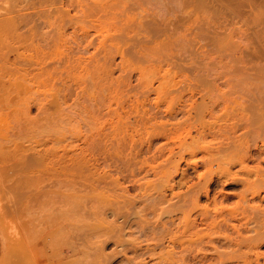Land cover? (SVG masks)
<instances>
[{
    "label": "rangeland",
    "instance_id": "obj_1",
    "mask_svg": "<svg viewBox=\"0 0 264 264\" xmlns=\"http://www.w3.org/2000/svg\"><path fill=\"white\" fill-rule=\"evenodd\" d=\"M86 147L106 155L98 171L26 168L31 156L76 158ZM256 156L264 157V0H0V264H155L152 246H169L164 230L198 197L213 207L218 188L230 192L216 203L240 213L241 196L253 206L264 198ZM198 179L202 191L192 189ZM180 192L196 196L182 199L192 203L186 212Z\"/></svg>",
    "mask_w": 264,
    "mask_h": 264
},
{
    "label": "bare ground",
    "instance_id": "obj_2",
    "mask_svg": "<svg viewBox=\"0 0 264 264\" xmlns=\"http://www.w3.org/2000/svg\"><path fill=\"white\" fill-rule=\"evenodd\" d=\"M72 55H70V57H71ZM73 56H74V54H73ZM69 57V56H68ZM74 58H76V56L74 57ZM79 58V57H78ZM69 63V62H68ZM68 63L66 62L65 64L66 65H68ZM71 63H72V61H71ZM70 63V64H71ZM74 63H77V62H74ZM65 65V66H66ZM64 66V67H65ZM72 65H68V67H71ZM73 67V66H72ZM228 135V134H227ZM230 135H228V138H227V136H226V140L228 139V140H230V137H229ZM226 147H228L229 148V145L228 146H226ZM236 148L238 147V146H235ZM233 148V151L236 149V148ZM239 147H241L240 148V150H238L237 151V149H239V148H237L236 150H235V152H239V151H241V149L245 152L244 153V155H246L247 156V154L246 153H248L249 151H248V148H245L244 147V149H246L247 150V152L243 149V147L242 146H239ZM149 148V147H148ZM85 149V148H84ZM81 150V152H80V156L79 155H77V154H74V156L76 155V158L75 157H72V156H70V154H68L67 155V153L64 155V153H61V154H58V156L57 157H55V155L54 156H52V157H45V156H41L40 157V159H39V157L37 158V159H32L33 158V156H31V157H29V158H31L32 160H30L29 158H27L28 160H27V162H28V164H27V166H26V168H28V166L30 165H34L35 166V168H39V170L41 171H43V170H47V169H52L53 171L54 170H56V172H57V170L59 171V174H60V172H65V171H75V172H77L78 174H80L79 172H81V174L83 175V173L87 170V171H89V169H90V171H98V169H97V166L99 167V164L98 165H96V163H100V162H98L97 160H98V158L99 157H102V156H100V153H99V156L97 157L96 155L98 154V152L96 153V151H95V149H94V147H86V149L85 150H82V148L80 149ZM73 154V153H72ZM71 154V155H72ZM250 153H248V155H249ZM252 154V153H251ZM66 156H69L68 158L66 157ZM96 156V157H95ZM250 156V155H249ZM263 156V155H262ZM104 158L106 157V155L105 156H103ZM103 157H102V159H103ZM252 157V156H251ZM250 157V158H251ZM257 157V158H256ZM256 157H253V158H255V159H258L257 161H259V162H263L264 163V161H261V159H264V157H259V156H256ZM259 157V158H258ZM107 158H109V157H107ZM106 158V159H107ZM247 158V157H246ZM245 158V156H244V158H243V160L242 161H245L244 159H246ZM261 158V159H260ZM100 161V160H99ZM109 161H111V159L109 158ZM69 162V163H68ZM75 162V163H74ZM105 164H112V162L111 163H107L108 162V160L106 161L105 160ZM259 162H258V165H259ZM72 165V167L70 166V165ZM103 164H104V162H103ZM195 164V163H194ZM193 164V165H194ZM69 165V166H68ZM102 165V164H101ZM113 165V164H112ZM177 166H179V163L178 164H176ZM196 165V164H195ZM29 166V167H30ZM107 167L109 166V165H106ZM176 166V168H177V170H179L181 167H179V169H178V167ZM197 166V165H196ZM32 167V166H31ZM109 167H111V165L109 166ZM152 167V166H151ZM74 168H76V169H78V171L75 169L74 170ZM153 168V167H152ZM151 168V169H152ZM94 169H96V170H94ZM182 169V168H181ZM185 168H183V170H184ZM193 169H194V167H193ZM197 168H195V170H196ZM259 169V168H258ZM176 170V171H177ZM227 170V172L229 171L230 172V169L228 170V169H226ZM84 171V172H83ZM118 171H120V170H118ZM180 171V170H179ZM187 170H185V172H186ZM197 171V170H196ZM47 172V171H46ZM105 172V174H106V171H104ZM181 172L182 173H185V172H183L182 170H181ZM54 173H55V171H54ZM181 173V174H182ZM226 172H224V174H225ZM231 174L233 173V172H230ZM230 173L228 174H225V176H224V174H223V176H224V182H225V179H227L228 177H229V175H230ZM260 175H263L262 174V172L261 171H259L258 172ZM257 173V174H258ZM56 174V175H55ZM55 174H53L54 176H57V174H58V172L57 173H55ZM61 174H63V173H61ZM80 174V175H81ZM93 174V175H92ZM91 174V179H92V176H96V179H97V176L98 177H101L100 175H94V173H92ZM95 174H97V173H95ZM104 174V173H103ZM104 174V175H105ZM180 174V175H181ZM201 174L199 173V175H198V178H200L199 176H200ZM202 175H203V177H204V173H202ZM228 175V177H226ZM233 175H236V174H232V176ZM184 175H182V177H183ZM186 176V175H185ZM217 176H219L218 178H220V176H222V175H217ZM217 176H215V179H216V177ZM232 176L231 177H229L230 179H232ZM258 176V175H257ZM116 178H113L114 180L115 179H117V178H119V177H117V176H115ZM187 177H189V176H187ZM186 177V178H187ZM214 177V176H213ZM259 177V176H258ZM256 178V179H258V180H256L259 184H261V180H259V178H261L262 179V177H264V175L263 176H260L259 178ZM38 178V177H37ZM40 178H42V177H40ZM212 178V177H211ZM235 178L236 179H234V176H233V179L236 181V182H234V183H237V182H243V186L245 185V186H248V185H250L251 183H249L250 181H248V179L246 180V178H242V177H239L241 180H243V181H241L239 178H238V175H236L235 176ZM98 179H100V178H98ZM97 179V180H98ZM180 179H182L183 180V178H180ZM204 179V178H203ZM206 179V178H205ZM208 179V178H207ZM205 180L206 181V184L207 183H209L208 181L209 180H212V179H210V177H209V180ZM229 179V180H230ZM93 180H95V178H93L92 179V182H93ZM185 180H187V179H185ZM185 180H183V181H185ZM199 180V179H198ZM228 180V179H227ZM227 180H226V182H227ZM228 180V181H229ZM238 180H240V181H238ZM96 181V180H95ZM94 181V183L92 184V183H90L91 185H94L96 182ZM200 181V180H199ZM204 180L202 181H200L201 182V184H199V183H195L192 187V189H195V187H197V188H199L198 190H200V191H202L201 190V185H202V187L205 185V182ZM218 181H220V183H222L223 182V177H222V180H221V178L218 180L217 179V182ZM248 181V182H247ZM260 181V182H259ZM91 182V181H90ZM117 182H120V178H119V180L117 179ZM202 182H203V184H202ZM216 182V181H215ZM225 182V183H226ZM230 182V181H229ZM248 184H247V183ZM254 182H255V180H254ZM254 182H252V184L254 183ZM179 183H183L182 181H179ZM214 183V182H213ZM219 183V182H218ZM218 183H214V184H218ZM225 183H224V186H227V185H225ZM231 183V182H230ZM245 183V184H244ZM256 183V182H255ZM254 183V184H255ZM198 184V185H197ZM223 184V183H222ZM227 184V183H226ZM262 184H264V180L262 179ZM261 184V185H262ZM96 185V184H95ZM200 185V186H199ZM210 185V184H209ZM212 185V184H211ZM231 185V184H230ZM207 187H208V185H206ZM213 186V185H212ZM217 186H219V185H216V187ZM223 186V185H222ZM221 185H220V188H223ZM233 186V185H232ZM244 186V187H245ZM190 187V186H189ZM206 187V188H207ZM236 187V186H235ZM125 189V188H124ZM212 189H214V186L212 187ZM211 189V190H212ZM216 189V188H215ZM198 190H196V191H198ZM209 190V187L206 189V192H209L208 191ZM217 190V189H216ZM218 192H220V189L218 188ZM224 190V189H223ZM196 191L194 192L195 194H196ZM200 191L199 192H197L198 193V195H200ZM204 192H205V190H203ZM214 191V193L216 192L215 190H213ZM124 192H127L126 191V189L124 190ZM203 192V193H204ZM205 192V193H206ZM218 192H216V194L214 195V196H212V197H214V199L217 197L216 195H218L219 193ZM222 192H224V191H222ZM221 192V193H222ZM225 192H227V191H225ZM223 193L222 195L221 194H219V195H221V196H219L220 197V199H218L217 198V201L219 200V202L220 201H222V199H226L227 197L225 196V195H227L228 197H232V196H229L230 194V192L229 193ZM181 194H179V193H174V195L176 196V200H178L177 199V197L180 199V197L179 196H183L182 195V193L183 192H180ZM187 193L188 194H190V196H188L187 195ZM186 193V199H189V198H187V197H190V199H191V202L194 200L193 199V197L194 198H196V196H194L195 194L194 193H189V192H187ZM218 193V194H217ZM259 193V192H258ZM176 194H179V195H176ZM184 195H185V193H183ZM234 194V193H233ZM257 194V193H256ZM197 195V194H196ZM235 195V194H234ZM238 195V194H237ZM242 195V194H241ZM172 196H173V193H172ZM171 196V197H172ZM193 196V197H192ZM203 196V195H202ZM211 196V195H210ZM226 197V198H222L221 199V197ZM254 196H255V194H254ZM254 196H252V197H254ZM257 196V195H256ZM166 197V196H165ZM165 197L163 196L162 198H164L165 199ZM171 197H170V199H171ZM192 197V198H191ZM198 197V196H197ZM206 197V196H205ZM207 197H208V195H207ZM263 197H264V195H263ZM161 198V197H160ZM161 198V199H162ZM173 198V197H172ZM199 198V197H198ZM197 198V199H198ZM243 198H244V195H243V197L241 196V201L243 202V203H241V205L240 206H243L244 205V207H245V209L242 207H240V210L242 209V211H241V213L240 212H238V209L239 208H237V210H235V211H233V209H235V208H230L226 203L228 202V200H223L224 202L226 201V203H224V202H221V203H223V205L221 206V203H216V199H215V201H214V199H213V203L211 202L210 204H208L210 201V199H212L211 197H210V199L208 200V202H207V204H206V206L208 205H212L213 204V207L212 206H209V207H201L200 206V204H198L199 203V201H197V199L194 201V203H193V205H190V204H192V203H190L189 201H188V203H187V201H185L186 202V205H185V202L182 200V199H184V200H186L185 199V196H183L182 198H181V200L184 202H182L183 203V206L181 205L182 203L180 202V203H175V202H173V205H175L176 206V204L179 206V204L181 205V206H179V207H186L189 203V205L190 206H193V208H190V206H189V208L192 210H196L195 211V213L194 214H196L198 211L199 212H201V214L200 213H197V215L198 214H200L199 215V217H201V219H200V223H202L201 225H204V227L205 228H202V226H200V228H199V226H198V221H199V219L197 220V221H194V222H192V220L190 221V219L192 218V216H194V218H192V219H196L197 217V215H191L190 216V214H192V212H194L193 210H192V212H191V210H190V212H189V210H188V207H186L187 208V210H188V212H186V208L184 209L185 210V212L186 213H188V214H186L185 212V214L186 215H188V216H190V217H188V216H186L184 213V215L185 216H183V214H182V218H183V220H182V218H181V216L179 215V217L178 216H176L177 218H179L178 220H182V221H180V223H179V221H177L178 223V225L176 226V223H175V225L173 224V225H170V226H172V228L169 226V228H168V226L166 225V222L168 223V225H169V223L170 222H168V220L167 221H165V224L163 223V229L162 230H164V229H167V231L166 230H164L165 232H166V235H165V233H164V231H163V236H164V239L162 238V237H160L161 238V240L162 241H164L165 239H168V243H169V248L167 249L166 248V244H167V242H165V243H163L159 238H157L160 242H162V244L157 240V241H154V243H159V244H161V246L162 245H164L165 244V248L166 249H164L165 250V252H166V255L164 254L165 252H164V250H163V248H162V250H163V252H162V250H160V248H159V251H157L156 250V248H155V246H152V249H151V251H153L152 252V254H150L149 252H150V250L148 249V253H149V255H148V253H147V255L150 257V255H154V256H156V258L158 257L157 256V254L159 255V257H161L160 256V254L162 253V257H163V259L164 258H166L165 260H167L168 259V264H251V262L252 261H254V262H257L258 264H263L264 263V260L262 261V262H260L259 263V258L261 257V256H264V252L263 251H261L260 250V248L259 247H261L260 245H262L263 243V238H264V236H263V231H264V226H263V229L261 228L262 227V224L259 226V220H260V222H261V220L264 218V216L261 214V211H263V210H261V209H263L264 208V205H262L261 203H258L259 202V198H261L262 199V196L260 197L259 196V198H257V205L255 204V206H253L254 204V200H256V199H252L253 200V205L251 204V203H249L247 200H248V198H247V200L246 201H244L243 200ZM193 199V200H192ZM208 199V198H207ZM227 199H229V198H227ZM264 199V198H263ZM262 199V200H263ZM180 200V201H181ZM251 200V201H252ZM126 201H131L130 199L128 200H126ZM164 201H167V199H165ZM197 201V202H196ZM264 201V200H263ZM176 202H179V201H176ZM244 202H245V204H244ZM246 202L248 203V205H250V207L252 208V207H255V208H252L251 209V211H249L250 210V207L248 206V205H246ZM256 202V201H255ZM262 202V201H261ZM175 203V204H174ZM185 205V206H184ZM197 205H198V207H197ZM202 205V204H201ZM203 205H205V204H203ZM220 205V206H219ZM260 205V206H259ZM199 208L200 209V207L201 208H203V209H205L204 211L202 210L201 211V209L200 210H198L197 208ZM228 206V207H227ZM263 206V207H262ZM118 207V210H119V207L120 206H117ZM116 207V208H117ZM211 207V208H210ZM226 207H227V212H225L226 210ZM248 207V208H247ZM256 207H261V208H258V211L260 212V214L259 213H257V216L259 215L261 218L259 219V220H257L256 218H257V216H255L256 214V212H257V209H256ZM180 209L179 210V208L177 209V211H179V212H181L182 213V211H184L183 209ZM195 208V209H194ZM121 210H122V208H120ZM176 209H175V211H176ZM225 211H224V210ZM228 209H230V210H228ZM247 209H249V210H247ZM255 209H256V211H255ZM115 210V209H114ZM114 210H112V211H114ZM120 210V211H121ZM182 210V211H181ZM222 210L225 212L224 214L222 213ZM239 210V211H240ZM247 210V211H246ZM253 210H254V212H253ZM261 210V211H260ZM112 211H111V213H112ZM175 212V214H177V213H179V212ZM230 211H232V212H234L233 213V215H234V219H235V217L237 218L238 216H240L241 217V215H242V219L241 218H239L238 217V219H241V221H243L244 220V218H245V220L243 221L244 223L246 222V219H247V222L244 224L243 222V224L245 225L244 227H247V224H248V220L252 217V218H254V217H256V218H254L256 221H258V222H256L255 220H253L252 218V220H250L249 222L251 223L252 221H255V225L257 226L258 225V227H256V229H260V230H258V231H260L258 234H257V236L259 235V234H261L260 235V237L262 238V236H263V238L261 239L259 236V238L256 236H254V234H253V236H252V238L253 237H255V238H253V239H256V241L255 240H253V239H250L251 237V235H249V234H252V232L254 233V231H256V229H255V227H254V224H248L249 225V228H247L248 229V233H246L247 232V230H246V228L244 229V230H246V231H244L242 228H240L241 226H243V224L242 223H237L238 221L240 222V220H238V219H236V220H238V221H236V220H233L232 218H233V215H232V212L231 213H228V212H230ZM236 211H237V216H236ZM244 211H245V213H244ZM116 212H117V210H116ZM115 212V213H116ZM202 212H204L203 213V215H202ZM249 212V213H248ZM251 212H253L254 214H251ZM118 213H119V211H118ZM180 213V214H181ZM246 215V217H243V215L244 214ZM264 213V212H263ZM117 214V213H116ZM122 214H123V211H122ZM120 214L119 213V216H118V219L120 218V216H125L126 217V214ZM223 214V216L221 217V215ZM227 214H229V216L231 215V219L235 222L236 221V223L237 224H240V225H238L237 226V224L235 225L234 224V222H232V220H228V219H230V217H228V215ZM248 214V215H247ZM250 214V215H249ZM113 215V217H114V215L115 214H112ZM226 215H227V218L228 219H226ZM244 215V216H245ZM252 215V216H251ZM116 216V215H115ZM123 216V217H124ZM250 218H249V217ZM196 217V218H195ZM176 218V219H177ZM117 220V216L116 217H114V220ZM171 219H173L174 220V218H171ZM170 219V220H171ZM116 220H115V222H116ZM126 223H128V220L125 218V220H124ZM124 221H122L121 222V225L120 224H118L119 226H124L125 224H122V223H124ZM181 222H182V225L180 226V224H181ZM264 222V219H263V221H262V223ZM257 223V224H256ZM129 224V223H128ZM159 224H161V223H159ZM170 224H172V223H170ZM162 225V224H161ZM263 225H264V223H263ZM165 226V227H164ZM167 226V227H166ZM231 227L230 229L228 228V227ZM145 228H143L142 230V232H144L145 231V229H146V227L147 226H144ZM173 227H176V228H173ZM251 227H253V228H251ZM233 228V229H232ZM252 229V231L250 232V230ZM232 229V230H231ZM254 229V230H253ZM141 230V229H140ZM232 231V233L231 232H229V231ZM261 230H263V231H261ZM149 231V230H148ZM235 233H234V232ZM242 231H244L246 234H247V236L246 235H243L242 234ZM145 234H147V231H145L144 232ZM143 233V234H144ZM142 234V233H141ZM144 234V235H145ZM166 237V238H165ZM155 238V237H154ZM258 239H261V240H258ZM155 240H156V238H155ZM255 241V242H254ZM261 241V243L260 244H258L259 242ZM207 243H210L209 245L212 247L211 249H208L209 247V245H207V247L206 246H204L205 247V250L204 251H202V248L201 247H203V245H206ZM150 244H152V243H149V245ZM157 244H156V247H157ZM149 245L147 244L146 245V247H148L149 248ZM151 246H150V248H151ZM201 246V247H200ZM137 247H138V251H136L135 253V255H137L138 253L137 252H139L142 248H143V246L141 247L140 245L138 246H136V250H137ZM146 247H145V250L147 251V249H146ZM155 248V249H154ZM206 248L208 249V250H210V252L212 251V249L214 250H218V253L214 250V252H216L215 253V255L214 256H212V255H209L210 254V252L209 253H207L208 252V250H206ZM220 248H222V252H219L221 249ZM135 249V248H134ZM246 249H247V252H254L252 255H251V257H248V256H246L247 255V252H245L246 251ZM144 250V249H143ZM145 250H144V253L146 254V252H145ZM260 250V251H259ZM157 252V253H155L154 254V252ZM207 251V252H206ZM213 252V251H212ZM143 253V255H145ZM244 253V254H243ZM246 253V254H245ZM164 254V255H163ZM211 254H214V253H211ZM138 256L139 257H141L142 256V253L139 255L138 254ZM165 256V257H164ZM136 257V256H135ZM158 257V261L157 262H159V264H161V262H162V260L163 259H161V258H159ZM249 259H248V258ZM254 257V258H253ZM151 258H153L152 256H151ZM253 258V259H252ZM144 259V258H143ZM255 259V260H254ZM170 260V261H169ZM252 260V261H251ZM145 263V261L143 260H141V264L142 263ZM157 262L155 263V264H157ZM250 262V263H249ZM143 263V264H144ZM164 263H165V261H164ZM136 264V263H135ZM138 264V263H137ZM145 264H148L147 262L145 263Z\"/></svg>",
    "mask_w": 264,
    "mask_h": 264
},
{
    "label": "crops",
    "instance_id": "obj_3",
    "mask_svg": "<svg viewBox=\"0 0 264 264\" xmlns=\"http://www.w3.org/2000/svg\"><path fill=\"white\" fill-rule=\"evenodd\" d=\"M2 254H3V245H2V240L0 237V263H1V259H2Z\"/></svg>",
    "mask_w": 264,
    "mask_h": 264
}]
</instances>
